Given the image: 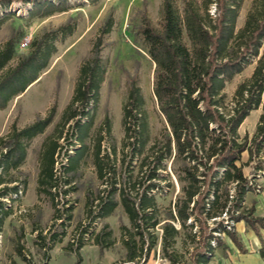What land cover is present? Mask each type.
Wrapping results in <instances>:
<instances>
[{"label":"trees","instance_id":"16d2710c","mask_svg":"<svg viewBox=\"0 0 264 264\" xmlns=\"http://www.w3.org/2000/svg\"><path fill=\"white\" fill-rule=\"evenodd\" d=\"M244 1L184 0L181 12L173 0H163L160 28H155L147 18L143 20L138 36L155 64L153 93L167 124L161 137L149 148V154L140 160L138 167L144 175L136 178L133 172L126 177L118 174L111 159L116 149L111 154L103 150L106 137L112 136L109 118L102 126L105 135L101 132L90 147L86 144L107 73L101 57L104 39L112 32L115 19L106 22L93 45L91 58L79 69L74 94L61 123L41 148L37 193L50 198L55 209L54 221L60 222L62 228L51 235L48 244L42 238L44 249L50 252L62 244L73 220L74 204L67 203L64 218L57 202L61 182L57 172L60 140L69 126L80 149L74 156L67 154L69 163L65 172L74 171L90 153L98 178L105 186L97 197L87 196L86 216L90 223L77 244L73 240L65 248L77 256V264H82L81 251L90 240L102 254L115 246L116 237L108 223H103L97 233H91L90 228L112 217L120 206L131 223L130 227L126 224L120 227L126 251L122 264H147L158 246L159 228L162 256L169 264H210L217 250L228 249L225 237L234 242L241 254H247L237 232V224L241 222L263 243L259 254L264 260L261 234L264 217L255 215L256 202L250 207L246 204L247 196L257 189L255 176L249 178L244 174L245 167L264 154V0L252 1L244 26L237 29ZM27 4H33L30 18L50 17L68 8V0H0V11H5L0 17V28L14 15L8 12L13 5ZM75 29L71 24L46 33L0 78L1 111L38 81L57 53V43L66 41ZM15 43L10 39L0 50V73L15 59ZM253 65L251 77L238 85L232 102L228 103L227 84ZM128 92L122 109L123 150L130 149L128 166H132L146 151L149 122L144 93L137 79H131ZM261 107L252 140L241 139L240 128ZM55 116L53 107L46 118L23 129L14 123L11 132L0 138V230L12 214L2 200L16 201L22 190L19 185L10 187L15 181H7L5 177L23 166L31 142L45 133ZM244 153L249 155L247 164L243 163ZM167 161H172L173 172L183 187L175 205L163 213L155 192L160 189L159 180ZM255 170L254 175L263 172L264 162L258 163ZM64 183L68 186L70 181ZM72 190L63 194L68 196ZM89 234L92 237L86 241ZM182 235L185 240L180 251L177 245Z\"/></svg>","mask_w":264,"mask_h":264},{"label":"rangeland","instance_id":"374dc122","mask_svg":"<svg viewBox=\"0 0 264 264\" xmlns=\"http://www.w3.org/2000/svg\"><path fill=\"white\" fill-rule=\"evenodd\" d=\"M173 1L176 7L183 12L184 0ZM252 1H244L237 29L244 26ZM162 4L163 0H68L66 12L56 13L50 17L34 16L32 18L29 12L33 4L13 5L8 10L14 15L7 18L0 28V50L10 39H14L16 42L15 59L0 73V78L31 51L34 41L46 33L55 32L71 24L75 25L76 29L66 41L57 43V53L38 81L23 95L14 99L5 111L0 110L1 138L11 132L14 123L19 129H23L46 118L51 109L56 107L53 123L44 134L31 142L27 161L18 171L5 177L7 181H15L14 184H10V187L19 185L22 190L19 194L20 198L16 201H11L9 198L2 200L6 203V209L12 210V214L5 219L0 230V264H77L78 262L77 256L67 252L65 248L73 240L77 244V240L90 223L86 216L87 196L92 194L93 197H97L105 186L98 178L90 153L80 160L74 171L65 172L64 168L69 163L67 154L74 156L77 149H80V143L72 137L71 128L66 126L63 138L60 140L61 150L57 164L58 177L61 179L60 187L57 189L60 193L57 202L64 218L67 215L65 212L67 207L74 204L73 220L70 224L67 223V236L63 243L56 245L48 252L42 247L45 243L42 238H45L48 244L51 235L62 231V228L60 222L54 221L55 209L50 198L45 195L39 196L37 193L40 152L45 140L54 134L61 123L63 113L73 97L79 69L91 58L93 45L110 18L115 19L114 27L112 32L105 37L101 52L107 73L101 88L100 101L94 116L95 121L89 131L86 144L90 147L95 136L101 132L105 135L102 126L105 119L109 118L112 124V136L106 137L103 150L105 149L110 154L113 149L117 150L116 155L111 154V159L114 160L120 176L126 177L131 172L134 178L144 175L138 167L140 160L149 154V148L156 139L161 137L167 123L159 111L160 108L153 93L155 64L148 56L147 49L138 36V30L146 18L155 28H160ZM4 14L5 11H0V17ZM25 40H30L27 47L23 46ZM254 68L255 65L245 69L243 73L234 78V81L227 84L225 93L228 103L232 102L238 85L251 77ZM131 79H137L144 93L149 122V142L144 155L136 158L132 166H128L130 149L123 150L125 133L122 126V109L129 93ZM261 114L262 107L247 118L239 130L241 139L252 140ZM243 155V163L247 164L249 155L248 153ZM260 162L261 164L264 162V154L263 158L255 160L244 169L245 176L249 178L255 176L254 183L257 185L256 191L246 198V204L249 207L255 202L264 200V171L254 175L255 167ZM66 180L70 181L68 186L64 183ZM159 183L160 189L155 194L161 211L165 213L182 195L183 184L173 172L172 161L166 162V170ZM67 189L73 190L65 196L63 192ZM67 203L68 206H66ZM123 209L120 206L112 217L103 222H96L90 228L91 233H97L103 223H108L116 237L115 246L102 254L90 240L81 251L82 264H122L124 262L126 251L121 243L120 227L125 224L130 227L131 223ZM157 234L160 240L147 264H169L162 256V230L160 228ZM91 237L90 234L87 235L86 241ZM227 239L225 237V241ZM183 240H185L184 235L178 240L177 249L180 251L183 250ZM215 258V264H245V259L240 257V254L230 251L229 248L217 250Z\"/></svg>","mask_w":264,"mask_h":264},{"label":"crops","instance_id":"0c3cea01","mask_svg":"<svg viewBox=\"0 0 264 264\" xmlns=\"http://www.w3.org/2000/svg\"><path fill=\"white\" fill-rule=\"evenodd\" d=\"M255 208H256L255 215H257V217H264V200L262 202H256ZM237 232L241 238V241L243 242L245 249L248 251V253L241 254L239 250L234 246L233 244L234 242H232L228 238L226 240L227 241L226 243H227L229 250L232 252H236L237 254H240V257L245 259V264H264V260L261 258L259 254V251L262 248L263 243H261L260 239L256 236L254 231H252L251 228L247 227L245 222H241L237 224ZM261 234L264 240V230L261 231ZM215 259L216 258H214L210 264H215L214 262Z\"/></svg>","mask_w":264,"mask_h":264},{"label":"built area","instance_id":"2783aa9c","mask_svg":"<svg viewBox=\"0 0 264 264\" xmlns=\"http://www.w3.org/2000/svg\"><path fill=\"white\" fill-rule=\"evenodd\" d=\"M29 43H30V40H25L24 43H23V46L27 47L29 45Z\"/></svg>","mask_w":264,"mask_h":264}]
</instances>
